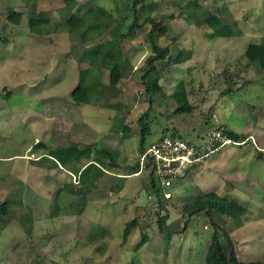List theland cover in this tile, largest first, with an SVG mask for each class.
Returning a JSON list of instances; mask_svg holds the SVG:
<instances>
[{"label":"rangeland","instance_id":"374dc122","mask_svg":"<svg viewBox=\"0 0 264 264\" xmlns=\"http://www.w3.org/2000/svg\"><path fill=\"white\" fill-rule=\"evenodd\" d=\"M76 1L73 11L82 23L69 32L63 0H0V204L9 200L6 214L0 212V264H203L212 226L203 211L187 223L185 215L186 204L205 192L248 210L240 222L213 216L229 231L239 260H264V67L243 54L264 38V0H141L134 9L132 0ZM192 2L234 34L215 37L197 14L188 23ZM95 6L110 17L85 16ZM16 11L17 23L8 16ZM39 11L48 22L31 32L29 19ZM135 14L138 26L117 44L123 59L118 83L107 86L109 67L100 65L90 101L74 103L70 92L89 65L87 53L116 48L112 32L118 25L126 32ZM147 16L165 26L153 39L168 53L144 78L153 54ZM95 23L103 28L83 34ZM155 77L160 88L148 94L146 81ZM179 82L190 112L174 111ZM145 122L149 132L140 148ZM218 125L238 133L239 141L210 146ZM164 135L206 156L169 186L153 174L152 186L150 166L139 154ZM71 144L111 149L118 165L104 161L80 214L78 196L64 188L78 187L77 175L42 158L50 148ZM86 162L73 164L82 169ZM137 164L140 173H129ZM159 215L174 233L170 245L158 231ZM132 218L138 226L122 243L123 224ZM142 233L149 241L135 249Z\"/></svg>","mask_w":264,"mask_h":264},{"label":"trees","instance_id":"16d2710c","mask_svg":"<svg viewBox=\"0 0 264 264\" xmlns=\"http://www.w3.org/2000/svg\"><path fill=\"white\" fill-rule=\"evenodd\" d=\"M141 2V0H132L131 7L132 9L136 8L137 4ZM64 10L69 11L70 14L66 18L67 22V30L72 32L76 30L77 26L82 23V17H77L73 11L76 6V0H63ZM190 8H192L191 15H186L184 18L188 20V23L194 22V14L199 15L206 25L212 30L215 37H229L234 34L230 25L225 24L222 20L213 12L199 6L196 2H192L188 4ZM194 9H198L197 13L194 12ZM110 14L106 9L102 7L95 6L94 8L88 10L85 13V16H95L100 18L102 17H110ZM9 18L12 19L13 22H19L21 13L19 11L12 12L8 14ZM48 16L44 11H39L36 17H32L29 19V30L31 32H41V25L43 23L48 22ZM145 20L150 22L151 27L148 31V37L150 39V44L152 48L153 54L149 55L146 58V64L148 65V69L144 74V78L147 75L154 71L155 62L163 61V59L167 56L168 49L167 47H160L157 45L155 40L153 39L154 34H160L165 29L164 25H158V22L154 17L147 16ZM138 26L136 23V14L134 16V21L129 25V28L126 32L118 31L119 25L116 28L115 33L112 32V38L114 40V45L116 48L113 49H101L99 46L94 47L89 54L87 53L89 65L80 70V77L75 85V87L71 90L70 96L72 101L76 104H83L90 101L92 95V87L100 82V65H107L109 67L108 74V83L107 86H115L120 78L122 77V57L119 48H117V44L119 43L121 38L127 37L131 34L134 27ZM103 28V25L99 23L89 24L83 30V34L87 31L98 30L100 31ZM118 33V34H117ZM244 56L249 64H252L257 67H264V38L260 43L251 42L248 44L246 49L244 50ZM169 57V56H168ZM177 56L176 58H178ZM168 60V59H167ZM167 61L165 62V64ZM157 77H155L152 81H146V92L148 94H152L154 90H158L160 86L157 83ZM183 83L179 82L177 85V90L173 93V99L175 100L177 107L175 108V112H190L191 105L187 99V96L184 92ZM141 119V118H140ZM228 138L232 141H239V134L229 128L226 129L221 125H218ZM149 132L148 124L145 122L143 128H141V137L139 146L140 148L144 144V137L146 133ZM245 137L241 140H244ZM40 145L39 142L35 143ZM46 147V146H45ZM46 155L42 158L50 161L53 166L59 168H69L68 171L73 176L77 175L79 185L78 187H71L70 185H64L71 194H75L79 201V207L76 210L77 214H80L85 206V193L92 187L96 185L99 177L104 173L102 170V165H104V161L107 160V164L111 167H117V161L114 157V153L111 149L106 147H90L84 146L80 147L75 144L67 145V146H56L48 149ZM99 157L101 164L97 165L96 158ZM87 159V162L82 169L75 166L73 163L80 159ZM139 171L138 164L132 168L129 173H136ZM150 184L152 186L155 185L153 172L150 170ZM155 195L158 198L159 192L156 188ZM186 204V203H185ZM9 205V200H4L0 204V212L2 214H6L7 207ZM186 205L189 206V211L186 213L185 222L194 217L198 212L203 211L207 216L211 226L212 231L207 245L205 246V256L203 264H264V260L262 261H241L238 259L236 248L234 246L233 240L229 231L224 225H221L214 219L213 213L216 212L218 215H223L225 218H232L233 220L240 222V217L247 214L248 210L236 202L232 200L219 199L211 192H205L195 196L190 202ZM185 205V206H186ZM186 212V211H185ZM166 215H159L157 218L158 223V231L163 236V240L166 245H170L171 238L173 236V231L166 226ZM225 220L223 221V223ZM137 219L132 218L123 224L122 233H121V241L125 243L127 237L131 233L133 229L137 227ZM184 228V227H183ZM196 233V231H194ZM149 241V237L142 233L141 238L136 242L135 249L140 248L143 244Z\"/></svg>","mask_w":264,"mask_h":264},{"label":"built area","instance_id":"2783aa9c","mask_svg":"<svg viewBox=\"0 0 264 264\" xmlns=\"http://www.w3.org/2000/svg\"><path fill=\"white\" fill-rule=\"evenodd\" d=\"M215 141L221 144L230 142V139L217 129L211 132L209 145L212 146ZM205 156V152L197 153L195 147L185 140L164 135L144 146L139 160L141 164L147 162L162 186H169L173 180L184 177L192 167L202 164Z\"/></svg>","mask_w":264,"mask_h":264},{"label":"crops","instance_id":"0c3cea01","mask_svg":"<svg viewBox=\"0 0 264 264\" xmlns=\"http://www.w3.org/2000/svg\"><path fill=\"white\" fill-rule=\"evenodd\" d=\"M77 2V1H76ZM92 8H94V7H89V8H87V9H85V11H84V14L88 11V10H90V9H92ZM79 17H81V16H79ZM142 168V167H141ZM140 168H139V171L138 172H136V173H134V174H139L140 173ZM120 177H124V178H126V175H124V176H120Z\"/></svg>","mask_w":264,"mask_h":264}]
</instances>
